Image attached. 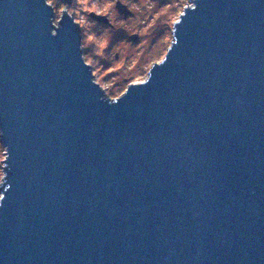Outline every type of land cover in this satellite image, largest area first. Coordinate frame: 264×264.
<instances>
[{
    "label": "water",
    "instance_id": "water-1",
    "mask_svg": "<svg viewBox=\"0 0 264 264\" xmlns=\"http://www.w3.org/2000/svg\"><path fill=\"white\" fill-rule=\"evenodd\" d=\"M189 1L109 99L72 13L0 0V264H264V0Z\"/></svg>",
    "mask_w": 264,
    "mask_h": 264
},
{
    "label": "rangeland",
    "instance_id": "rangeland-1",
    "mask_svg": "<svg viewBox=\"0 0 264 264\" xmlns=\"http://www.w3.org/2000/svg\"><path fill=\"white\" fill-rule=\"evenodd\" d=\"M130 11L125 18L115 5ZM53 9L57 26L62 10L77 22L82 58L91 68L93 79L109 99L122 95L127 85L147 77L153 63L159 62L173 39V23L192 5L189 0H46ZM90 14L105 16L110 24L98 23ZM132 36H136L133 40ZM5 149L0 143V183ZM1 195V193H0Z\"/></svg>",
    "mask_w": 264,
    "mask_h": 264
}]
</instances>
